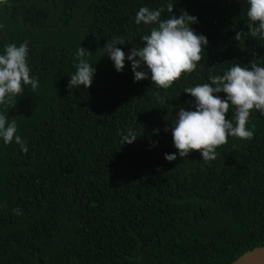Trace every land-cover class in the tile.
Returning <instances> with one entry per match:
<instances>
[{"label":"trees","instance_id":"obj_1","mask_svg":"<svg viewBox=\"0 0 264 264\" xmlns=\"http://www.w3.org/2000/svg\"><path fill=\"white\" fill-rule=\"evenodd\" d=\"M141 7L164 8L161 19L186 11L208 40L196 71L167 90L150 73L134 81L127 59L116 71L104 48L115 37L126 54L143 46L152 26L135 23ZM248 7L247 0L0 4V54L28 41L39 80L35 92L26 85L14 106H0L28 148L0 138V264H227L264 245V114L252 111L251 140L230 136L207 163L195 150L180 157L171 131L181 107L195 110L185 88L234 64L264 66V39L249 34ZM80 47L94 77L87 89H69ZM129 128L138 136L122 145Z\"/></svg>","mask_w":264,"mask_h":264},{"label":"clouds","instance_id":"obj_2","mask_svg":"<svg viewBox=\"0 0 264 264\" xmlns=\"http://www.w3.org/2000/svg\"><path fill=\"white\" fill-rule=\"evenodd\" d=\"M247 3L249 34L264 39V0H247ZM0 4H7V0H0ZM166 9L172 13L173 3H168ZM164 10L141 7L137 12V25L142 23L152 26L150 34L141 37L145 42L142 47L134 46L126 54L117 47L124 44L125 40L115 37L104 48L114 62L116 71L124 69L127 59L131 61L134 81L148 79L150 73L152 83L158 89L167 90L182 76L196 71L208 40L191 27L198 22L197 17L182 11L179 17L171 15L161 19ZM241 36L237 32L235 38L240 40ZM28 54V41L19 46L7 44L3 54H0V106H14L13 101L24 94L26 85H30L33 92L37 90L39 80L31 75ZM88 55L90 52L83 47L77 50L76 59L79 63L75 74L70 76L69 89H78L80 86L87 89L91 86L95 68L85 59ZM249 63L250 67L234 64L223 75H209L210 83L196 84L183 90L194 98L195 110L181 107L173 122V144L180 157H187L195 150L202 154L206 163L211 162L217 157L216 149L228 143L230 136L243 141L254 137L255 125L252 124L250 128L248 125L253 110L264 114V66H260L256 59ZM142 68L147 70H137ZM221 92L226 94L224 98L215 95ZM230 109H234V114L231 119H227L226 113ZM164 130L168 131V128ZM137 136L132 128L127 129L126 133H121L122 145L133 143ZM0 138L5 145L14 141L27 153L25 141L17 134L16 122L9 123L4 114H0ZM165 159L173 161L176 154L165 153ZM13 212L22 214L18 208L13 209Z\"/></svg>","mask_w":264,"mask_h":264},{"label":"water","instance_id":"obj_3","mask_svg":"<svg viewBox=\"0 0 264 264\" xmlns=\"http://www.w3.org/2000/svg\"><path fill=\"white\" fill-rule=\"evenodd\" d=\"M227 264H264V245L254 247L244 252L230 263Z\"/></svg>","mask_w":264,"mask_h":264}]
</instances>
